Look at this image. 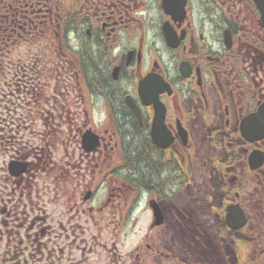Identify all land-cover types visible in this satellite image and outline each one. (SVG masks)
I'll return each mask as SVG.
<instances>
[{
  "label": "flooded vegetation",
  "instance_id": "1",
  "mask_svg": "<svg viewBox=\"0 0 264 264\" xmlns=\"http://www.w3.org/2000/svg\"><path fill=\"white\" fill-rule=\"evenodd\" d=\"M260 113L264 0H0V264H161L144 240L206 209L263 256Z\"/></svg>",
  "mask_w": 264,
  "mask_h": 264
},
{
  "label": "rangeland",
  "instance_id": "2",
  "mask_svg": "<svg viewBox=\"0 0 264 264\" xmlns=\"http://www.w3.org/2000/svg\"><path fill=\"white\" fill-rule=\"evenodd\" d=\"M200 179L198 172H193L192 185L183 187L173 193L178 196L176 201L178 205H184L185 203H188V206L190 204L191 206L198 205L195 200L205 195V188ZM207 213L208 209H206V214L203 212V216H197L191 212L180 218L184 220H178V224L186 231V234L149 235L148 239L144 240L151 246L149 250H145V259L147 261L154 259L155 262L161 264L168 263L171 259L177 263L180 260L185 262L186 258L192 259L193 255H197L196 257L203 260L198 264H225L229 255V259L232 260L233 252L238 256L239 249L246 244L245 241L239 239V234L229 235L223 231L211 229V227L216 228L220 225ZM208 227L209 229H207ZM196 228L204 229L205 233L199 235ZM140 237L141 235L138 234L128 235L126 245L131 246ZM192 243L198 245L196 249H191L193 247ZM196 251L199 254H196ZM193 262L196 263L194 260Z\"/></svg>",
  "mask_w": 264,
  "mask_h": 264
},
{
  "label": "water",
  "instance_id": "3",
  "mask_svg": "<svg viewBox=\"0 0 264 264\" xmlns=\"http://www.w3.org/2000/svg\"><path fill=\"white\" fill-rule=\"evenodd\" d=\"M257 125H258L257 130H260L261 129L259 128L260 123L258 122ZM243 131H246V134L248 133L249 131L248 124H246L245 130ZM226 221L230 227L238 229V228H241L245 224L246 219L244 218L243 213H241L239 209L237 210L236 207H230L228 209Z\"/></svg>",
  "mask_w": 264,
  "mask_h": 264
},
{
  "label": "trees",
  "instance_id": "4",
  "mask_svg": "<svg viewBox=\"0 0 264 264\" xmlns=\"http://www.w3.org/2000/svg\"><path fill=\"white\" fill-rule=\"evenodd\" d=\"M253 254H254V253H252V255H253ZM254 257H255V258H258V259H260V257H259V256H256V255H255Z\"/></svg>",
  "mask_w": 264,
  "mask_h": 264
}]
</instances>
